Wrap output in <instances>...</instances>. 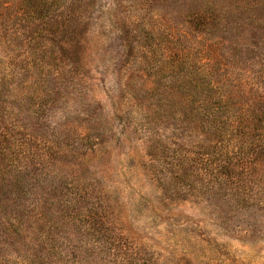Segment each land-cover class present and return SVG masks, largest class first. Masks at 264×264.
<instances>
[{
	"label": "rangeland",
	"instance_id": "374dc122",
	"mask_svg": "<svg viewBox=\"0 0 264 264\" xmlns=\"http://www.w3.org/2000/svg\"><path fill=\"white\" fill-rule=\"evenodd\" d=\"M257 1L204 28L201 0H0V264H264L263 154L236 182L164 162L214 140L198 66L264 74Z\"/></svg>",
	"mask_w": 264,
	"mask_h": 264
},
{
	"label": "trees",
	"instance_id": "16d2710c",
	"mask_svg": "<svg viewBox=\"0 0 264 264\" xmlns=\"http://www.w3.org/2000/svg\"><path fill=\"white\" fill-rule=\"evenodd\" d=\"M232 2L240 9L254 11H257L259 4L257 0H201L204 5L197 12L198 25L204 28L221 25L225 17L220 11L231 6ZM216 9L218 14L215 13ZM208 60L195 70L198 99L194 102H197L198 106L191 109L190 113L200 131L208 135L209 139L210 135L214 136V140H209L210 144L206 140L196 143L198 146L193 151L195 156H191L189 151L166 146L168 153L164 156V162L175 168V171L170 172L176 176L181 174L189 177L200 173L203 176L209 174L212 179L213 176L218 178L219 174H223L231 179L230 182L236 180L240 173H251L258 165L252 164V154H263L260 159L261 168L264 167V74L259 76L258 72H255L253 75L258 78L250 77L244 75L246 71L243 67L229 71L227 63L215 68L214 63L212 64L215 62L213 58ZM7 67L0 66V101L3 100L4 92L16 90L10 84V79L6 80L7 75H10L7 70L11 68ZM233 95L243 96L242 99L244 96L248 98L237 105ZM1 106L0 102V108ZM4 128L9 133V127L6 125ZM226 141L230 143L231 151L224 147ZM8 150V147H0V154L12 157ZM211 181L207 185H210Z\"/></svg>",
	"mask_w": 264,
	"mask_h": 264
}]
</instances>
